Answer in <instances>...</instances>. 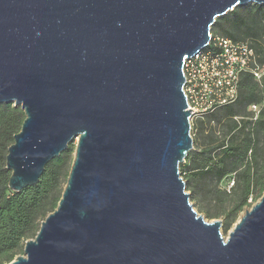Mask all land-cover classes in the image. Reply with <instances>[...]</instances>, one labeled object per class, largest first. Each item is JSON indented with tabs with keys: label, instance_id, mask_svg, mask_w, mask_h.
Wrapping results in <instances>:
<instances>
[{
	"label": "water",
	"instance_id": "water-1",
	"mask_svg": "<svg viewBox=\"0 0 264 264\" xmlns=\"http://www.w3.org/2000/svg\"><path fill=\"white\" fill-rule=\"evenodd\" d=\"M264 0H0V104L26 118L13 191L76 142L57 208L8 264H264V195L226 238L191 202L186 59Z\"/></svg>",
	"mask_w": 264,
	"mask_h": 264
},
{
	"label": "trees",
	"instance_id": "trees-1",
	"mask_svg": "<svg viewBox=\"0 0 264 264\" xmlns=\"http://www.w3.org/2000/svg\"><path fill=\"white\" fill-rule=\"evenodd\" d=\"M212 34L247 42L256 63L239 75L238 97L193 118L194 148L180 165L191 199L207 218H221L228 231L264 195V5L250 3L216 19ZM261 105L258 116L252 105ZM26 118L13 103L0 104V264L12 262L34 239L42 221L58 206L70 174L76 144L45 167L36 185L13 191L7 168L9 147ZM232 177V184L222 182Z\"/></svg>",
	"mask_w": 264,
	"mask_h": 264
},
{
	"label": "built area",
	"instance_id": "built-area-1",
	"mask_svg": "<svg viewBox=\"0 0 264 264\" xmlns=\"http://www.w3.org/2000/svg\"><path fill=\"white\" fill-rule=\"evenodd\" d=\"M255 63V52L247 42L212 34L209 46L184 64V91L188 109H194L192 118L235 101L240 73ZM254 74L260 78V69ZM252 110L258 114V105Z\"/></svg>",
	"mask_w": 264,
	"mask_h": 264
},
{
	"label": "rangeland",
	"instance_id": "rangeland-1",
	"mask_svg": "<svg viewBox=\"0 0 264 264\" xmlns=\"http://www.w3.org/2000/svg\"><path fill=\"white\" fill-rule=\"evenodd\" d=\"M263 73H264V68H263V70H260V78H261V76L263 75ZM260 78H258V79H260ZM258 105V108H259V111H260V108H261V105H259V104H257ZM258 114H259V112H258ZM258 114H255V116L257 117L258 116ZM192 122H193V118H191V124H192ZM191 134H192V137H193V131H192V129H191ZM76 142H77V140H75V144H76ZM193 148H194V146H193ZM232 184V177L230 176V177H228V178H226L223 182H222V187H228L229 185H231ZM190 192V191H189ZM259 200V199H258ZM258 200H252V199H250L249 201H250V206H247L246 208L247 209H249V208H251ZM191 202L193 203V205H194V207H195V209L200 213V214H202V215H204L205 217H206V215H205V213L204 212H202V211H200V209H199V207L195 204V202L191 199ZM245 212V210L240 214V216H239V219H240V217L242 216V214ZM207 218V217H206ZM209 221H214L215 219H218V218H207ZM220 220H222L221 218H219ZM238 219V220H239ZM237 220V221H238ZM235 225V224H234ZM234 225L228 230V231H224V229H223V227H222V232H223V235L227 238L228 237V235H229V232L233 229V227H234ZM21 254H23V252L21 253ZM20 254V255H21Z\"/></svg>",
	"mask_w": 264,
	"mask_h": 264
}]
</instances>
